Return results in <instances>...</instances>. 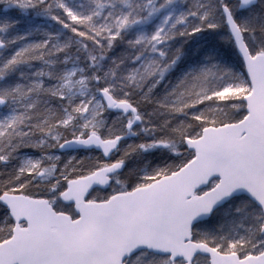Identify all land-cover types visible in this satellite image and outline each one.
Listing matches in <instances>:
<instances>
[{"label": "snow or ice", "instance_id": "6c2138e0", "mask_svg": "<svg viewBox=\"0 0 264 264\" xmlns=\"http://www.w3.org/2000/svg\"><path fill=\"white\" fill-rule=\"evenodd\" d=\"M0 264H264V0H0Z\"/></svg>", "mask_w": 264, "mask_h": 264}]
</instances>
